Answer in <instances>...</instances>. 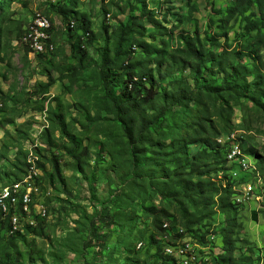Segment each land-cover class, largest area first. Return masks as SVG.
I'll return each mask as SVG.
<instances>
[{"label":"rangeland","instance_id":"obj_1","mask_svg":"<svg viewBox=\"0 0 264 264\" xmlns=\"http://www.w3.org/2000/svg\"><path fill=\"white\" fill-rule=\"evenodd\" d=\"M235 1L146 0L148 10L163 20L162 26L172 28V35H161L160 27L143 18L148 47L133 56L134 72L160 82L167 90L175 81L188 77L171 65V53L182 33H198L202 40L221 37L220 43H225L222 36L228 35L229 46L236 48L241 18L236 17L228 26L222 22ZM70 3L72 0H12L0 10V190L14 184L35 187L37 199L46 204L45 218L39 220L37 231L18 239L16 246L3 242L0 264H162L165 260L176 264L152 240L153 218H146L145 208L167 210L178 229L186 228L187 221L179 207L163 197L162 188L154 186L164 181L155 168L154 148L138 167L132 165L124 128L107 111L100 74L99 51L106 45L112 47L109 36L118 26L127 24L131 17L142 19V0H77L76 10L90 22L88 37L80 29L68 27L60 5ZM36 15L49 20L56 45L55 53L43 60L36 58L29 42L32 40L23 41V31ZM79 49L86 52L82 62ZM158 50L164 51L161 60L156 58ZM50 76L55 81L48 87ZM146 84L148 87L149 81ZM244 105L250 109L248 121H244L242 108L233 106V123L252 128L234 132L229 142L235 145L236 158L247 168L246 172L239 165L233 167L238 196L239 188L252 184L250 190L257 188L255 198L242 210L215 211L202 224L187 230L197 245L208 231L214 232L212 237L216 232L224 236L228 219L236 216L241 224L235 234L236 257L250 258L245 264H264V118L252 104ZM198 111L191 106L168 113L160 121V131L168 139L161 140L160 145L169 147L172 134L175 139L191 131ZM54 112L64 114L65 126L53 123ZM151 137H160V132H152ZM228 137L222 136L217 143L226 145ZM197 151L192 148L190 155ZM74 152L82 158L83 175L77 173ZM233 156L234 148L230 160ZM221 179L227 188L225 176L217 182ZM198 209L193 206L190 212ZM215 236L217 239L199 252L209 262L222 253V238ZM155 237L158 240L159 236ZM166 253L174 256L173 251Z\"/></svg>","mask_w":264,"mask_h":264},{"label":"trees","instance_id":"obj_2","mask_svg":"<svg viewBox=\"0 0 264 264\" xmlns=\"http://www.w3.org/2000/svg\"><path fill=\"white\" fill-rule=\"evenodd\" d=\"M11 1L0 0V10ZM76 3L77 0H72L69 6L61 4L60 11L64 12L66 19L68 18L70 29H80L81 34L88 37L90 22L85 15H80L76 10ZM142 6V19L131 17L127 24L118 26L109 36V40H113L112 47L106 45L99 51L100 74L105 84V98L108 101L107 111L114 115L124 128V142L130 148L134 167H138L142 159L154 153L156 171L161 172L164 180L157 181L154 186L158 189L162 188L160 192L163 193V197L166 196L171 204L179 207L182 217L187 221L184 224L186 228L182 229L188 233L187 229L202 224L215 211L237 212L246 205L238 203L236 198L239 183L236 182L237 178L234 179L233 175H229V172H234L233 167L238 166L229 167L234 147L228 144L220 145L217 141L222 136L229 135L227 142L233 144L229 142V139L234 137L231 136L234 132L252 128L234 125L233 106L242 108L246 122L250 109L245 107L244 102L252 104L264 118V0H236L235 4L227 10L222 20L225 26H228L236 17L241 18V33L236 35L238 42L236 48L229 46L228 35L222 36L225 43H220L221 37L202 40L198 33L193 35L182 33L178 38L177 47L171 53V65L179 69L181 74L189 75L175 81L170 90L164 89L160 82L148 80L146 75L134 72L133 56L143 51V48L147 50L148 47L144 39L146 27L143 18H147L153 26L160 27L161 35H172V28L162 26L163 20L155 18L148 10L146 0H142ZM254 9L256 11H253ZM164 19L167 21V17ZM72 21L75 23L73 27L70 25ZM78 40H81V36ZM54 53L38 55L36 58L43 60ZM85 54L83 49H79L81 62L86 57ZM150 57L151 54L147 51V58ZM163 57L164 51L158 50L156 58L161 60ZM54 81L50 76L48 87L52 86ZM191 106L199 110V117L191 124V131L183 137L178 134L175 139L170 133L172 138L169 147L160 145L161 140L168 139V135L160 131L162 124L160 121L175 108L188 110ZM52 118H54L53 123L66 125L64 114L54 112ZM152 132H160V137L152 138ZM177 141L178 146H176ZM221 143H224V139ZM151 148H154L152 153L149 152ZM192 148H198V151L190 155ZM168 150L170 152L166 154L165 151ZM245 152L250 155L255 154L254 151ZM73 154L74 158L78 159L77 173L83 175L84 170L80 168L82 158L78 152ZM250 155L248 156L251 159L256 160ZM160 157H163L162 160L158 159ZM222 175L225 176V181H228L227 188L223 179L219 181L220 183L217 182ZM253 190L257 188L254 187ZM193 206L199 209L196 212H190ZM145 212L146 218H153L152 227L155 236H159L158 240L153 236L154 243L158 244L159 249L162 248L166 258L176 264H182L175 259V256H170L165 251L168 246H175L176 240L183 239L182 230L176 228L179 226L175 225L174 220H170L167 210L149 207L145 208ZM253 219L257 221L256 212L253 214ZM165 226L167 229L164 228ZM237 228H241V224L235 216L228 219L224 236H221L219 232L215 233L222 238L220 248L222 253L216 254L214 262L207 264H245L246 260H251L236 257ZM37 230L38 227L30 229L28 234ZM209 233L208 231L203 236L202 241L198 242L199 245L194 242L193 244L198 247L203 245L209 247L213 243L212 239H217L215 235L211 236L214 232L210 235ZM23 238L26 236L2 238L1 234L0 246L5 241H11V245L16 246V241ZM215 240H213L214 244ZM212 253L215 251L212 250ZM162 264H168V260Z\"/></svg>","mask_w":264,"mask_h":264},{"label":"built area","instance_id":"obj_3","mask_svg":"<svg viewBox=\"0 0 264 264\" xmlns=\"http://www.w3.org/2000/svg\"><path fill=\"white\" fill-rule=\"evenodd\" d=\"M50 34L47 32V22L35 16L30 22V27L25 31V39L33 40V48L36 49V57L43 55V45L47 43ZM234 147V156L231 159V166L239 165L247 172L244 167V161L236 158L235 145L229 144ZM234 179L237 178L236 173L232 172ZM29 175V174H28ZM31 176V175H30ZM257 190H250V184L239 188L238 200L242 205L248 204L249 201L255 198ZM14 195H6L5 199L0 200V232L2 238H14L26 236L30 229H36L39 226V220H44L46 204L42 200L37 199V189L34 187L22 197L20 203H12ZM164 228L167 229V226ZM183 240H179L176 245L168 246L165 251H173V255L178 262L182 264H197V262L209 263L207 259L199 254L201 250L207 247H195L193 244V237H191L185 229H182ZM165 242V240H164Z\"/></svg>","mask_w":264,"mask_h":264},{"label":"bare ground","instance_id":"obj_4","mask_svg":"<svg viewBox=\"0 0 264 264\" xmlns=\"http://www.w3.org/2000/svg\"><path fill=\"white\" fill-rule=\"evenodd\" d=\"M39 18H42V20H44L45 22H47V32L48 34H50L48 41L46 44L43 45V54H49L55 51L56 49V45L54 43L53 40V35H52V25L50 24L49 20H47L45 17H42L41 15L39 16ZM74 22H71V27L74 26ZM32 50H34V52H36V49L33 48V40L29 41ZM240 155V153H239ZM29 187V186H28ZM27 188V187H26ZM24 188L19 184H14L8 187H5L1 192H0V200L5 199L6 195H14L12 197V203H20L22 200V197H24L30 189L33 188ZM172 253V251H170Z\"/></svg>","mask_w":264,"mask_h":264}]
</instances>
